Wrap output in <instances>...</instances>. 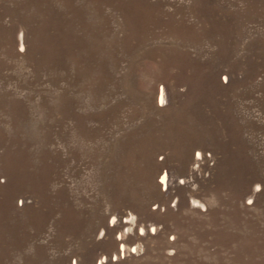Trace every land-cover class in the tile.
Returning a JSON list of instances; mask_svg holds the SVG:
<instances>
[{"label":"rangeland","instance_id":"1","mask_svg":"<svg viewBox=\"0 0 264 264\" xmlns=\"http://www.w3.org/2000/svg\"><path fill=\"white\" fill-rule=\"evenodd\" d=\"M0 264H264V0H0Z\"/></svg>","mask_w":264,"mask_h":264},{"label":"bare ground","instance_id":"2","mask_svg":"<svg viewBox=\"0 0 264 264\" xmlns=\"http://www.w3.org/2000/svg\"><path fill=\"white\" fill-rule=\"evenodd\" d=\"M161 95V94H160ZM160 98V97H159ZM161 101L164 102L165 98L164 95H161ZM158 177L161 178V185L164 186L166 185V176L164 175L163 172V168H160L158 171ZM133 227V221H129L128 224H125L123 226H119L118 224H115V227L113 229L108 228V231L112 234L114 232H116L118 235L117 239H112L111 241V246H113V248L110 250V254L114 257L117 256H127L128 252H129V247L128 246H124V242L126 241L127 235L126 233L131 232ZM140 230H143V228H140ZM115 246H120L119 251L117 252V250L114 248ZM103 259V257H101ZM101 258H99L98 262L101 261Z\"/></svg>","mask_w":264,"mask_h":264}]
</instances>
